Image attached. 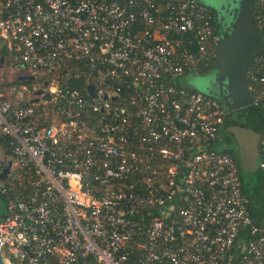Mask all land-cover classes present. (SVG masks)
<instances>
[{
    "label": "built area",
    "instance_id": "1",
    "mask_svg": "<svg viewBox=\"0 0 264 264\" xmlns=\"http://www.w3.org/2000/svg\"><path fill=\"white\" fill-rule=\"evenodd\" d=\"M211 20L197 0H0L7 264H264L226 110L179 83L214 58ZM251 61L264 176V42Z\"/></svg>",
    "mask_w": 264,
    "mask_h": 264
},
{
    "label": "water",
    "instance_id": "2",
    "mask_svg": "<svg viewBox=\"0 0 264 264\" xmlns=\"http://www.w3.org/2000/svg\"><path fill=\"white\" fill-rule=\"evenodd\" d=\"M254 0H238V11L232 29L222 36L215 46L213 69L218 77L219 99L227 111L247 113L251 108L250 98L246 90V69L252 60L263 49V41L253 28ZM17 80H23L18 78ZM91 88L89 87V90ZM39 94V92H36ZM47 97L44 96L43 99ZM223 135L230 134L237 152L240 168L251 172L255 166L257 155L256 141L245 143L244 136L230 127V122L223 126ZM248 136V134L246 135ZM250 149L251 151H249ZM8 164H5L7 167ZM5 173V171H4ZM3 213V202L0 199V217ZM0 264H7L0 252Z\"/></svg>",
    "mask_w": 264,
    "mask_h": 264
},
{
    "label": "trees",
    "instance_id": "3",
    "mask_svg": "<svg viewBox=\"0 0 264 264\" xmlns=\"http://www.w3.org/2000/svg\"><path fill=\"white\" fill-rule=\"evenodd\" d=\"M257 7L253 3V20L254 17L258 14L257 12ZM211 13H212V25L216 33L219 32V27L216 21V14L215 11L211 8ZM256 32L259 34L261 37L262 41L264 42V33L262 31L256 30ZM4 53L1 51L0 56L3 55ZM214 61V58L208 59L206 64L201 66L200 68L197 69V74H205L209 72L210 70L213 69L212 63ZM252 65V61L249 63L247 69H246V75H245V80L246 77L249 74L250 67ZM251 112H254L257 114L260 118L262 119V113L260 110L257 108H249ZM263 120V119H262ZM262 127L260 129L262 130ZM261 133V131H260ZM260 136V134H259ZM259 138V137H258ZM224 143L226 142V137L223 135ZM258 142V141H257ZM257 147V144H256ZM257 151V148H256ZM226 154H228L237 164L238 167V172H239V183H240V188L243 194L246 196L248 203H247V210L249 212V215L256 221H262L264 220V176L259 170H252L251 172L246 173L245 176H241V168L240 164L237 158V155L234 150H232L230 147H226V150L224 151ZM255 160H257V155L255 157ZM0 199L3 201V198L0 197Z\"/></svg>",
    "mask_w": 264,
    "mask_h": 264
},
{
    "label": "rangeland",
    "instance_id": "4",
    "mask_svg": "<svg viewBox=\"0 0 264 264\" xmlns=\"http://www.w3.org/2000/svg\"><path fill=\"white\" fill-rule=\"evenodd\" d=\"M212 8L216 14V20L219 27V35L225 36L232 29L233 23L237 16L238 0H197ZM6 75V72H4ZM218 77L216 72L207 73L206 75L188 74L179 78V83L186 88L192 89L197 93L219 99L221 91L216 86ZM227 147L225 143L217 146V149ZM241 176H245V172L241 169ZM247 173V172H246Z\"/></svg>",
    "mask_w": 264,
    "mask_h": 264
},
{
    "label": "flooded vegetation",
    "instance_id": "5",
    "mask_svg": "<svg viewBox=\"0 0 264 264\" xmlns=\"http://www.w3.org/2000/svg\"><path fill=\"white\" fill-rule=\"evenodd\" d=\"M214 72L215 70L212 69L207 73H214ZM207 73L202 74V75H206ZM229 122H230V127L233 128L234 131H238V134L240 133L244 136L243 141L245 143L251 144V142L255 143L256 141V144H257L258 137L261 131L260 127L263 125V120L262 119L260 120L257 114L251 111L248 112L247 114V113L241 112L240 109L237 111H230V112L226 110L225 118H224V125ZM247 134L248 136H246ZM224 136L226 137V142H227L225 143L226 146L234 150L237 155V152L233 144L232 136L230 134H225ZM248 150L251 151L250 149Z\"/></svg>",
    "mask_w": 264,
    "mask_h": 264
}]
</instances>
